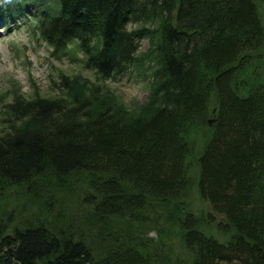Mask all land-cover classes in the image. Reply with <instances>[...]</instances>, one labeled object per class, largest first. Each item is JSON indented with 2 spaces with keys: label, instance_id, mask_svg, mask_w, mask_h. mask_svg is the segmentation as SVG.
<instances>
[{
  "label": "trees",
  "instance_id": "1",
  "mask_svg": "<svg viewBox=\"0 0 264 264\" xmlns=\"http://www.w3.org/2000/svg\"><path fill=\"white\" fill-rule=\"evenodd\" d=\"M262 1L0 0V21L26 19L56 56L75 46L101 80L153 61L150 102L127 116L92 84L74 94L82 83L63 74L69 99L36 91L3 104L0 191L41 201L59 183L86 190L73 216L53 197L46 221L0 214V264H167L174 237L186 254L177 264H264V77L249 76ZM143 39L151 47L139 54ZM195 155L196 192L224 218L225 240L191 209Z\"/></svg>",
  "mask_w": 264,
  "mask_h": 264
},
{
  "label": "rangeland",
  "instance_id": "2",
  "mask_svg": "<svg viewBox=\"0 0 264 264\" xmlns=\"http://www.w3.org/2000/svg\"><path fill=\"white\" fill-rule=\"evenodd\" d=\"M260 3V2H258ZM261 23L264 27V1L258 4ZM16 21H0V131L8 130V114L3 104L9 102L14 95H23L29 99L37 91L42 96H57L69 99L67 91L60 85V76L63 74L71 79H77L82 83L80 89L74 93L80 97L83 93H89L92 89L100 88V96L110 101L120 108L125 116L131 111H140L150 102L151 91V68L153 61L147 64L145 73L140 70L126 72L115 78L101 80L97 75L82 64V53L71 46V50L64 56L52 54V48L48 46L38 35L33 32V27L25 19L17 17ZM136 23L129 22L127 27L132 28ZM151 47L148 39H143L140 44L139 54L146 52ZM260 57L252 64L249 70L251 80L258 81L264 77V46L261 49ZM155 68V66H154ZM145 78V80L143 79ZM92 84L91 89L88 85ZM101 86V87H100ZM85 91V92H84ZM106 105V103L104 104ZM103 105V106H104ZM6 120V121H5ZM194 144L199 148L204 142L205 133L200 130L194 132ZM191 188L189 202L191 209L202 217H214L210 226H205L207 232L214 234L218 239L225 240L226 236L217 231V222L224 220L222 215L211 213L208 202L202 200L196 192L198 181V167L196 155L191 166ZM64 183L56 184L51 188L52 193L42 192L41 201L32 193L31 189H16L5 187V192L0 191V214L12 212L13 222L18 219L33 218L40 216L43 220H48V215L44 212L45 197H53L56 209L64 212L71 211L78 203L80 195L85 192V186L74 184L72 188L63 189ZM4 189V188H3ZM62 201V204L59 203ZM42 210L35 214L38 207ZM47 208V207H45ZM67 211H66V210ZM71 216L75 213L69 212ZM35 214V215H34ZM203 220V221H205ZM215 221V222H214ZM149 235L158 240L157 232L148 227ZM159 236H161L159 234ZM161 241L164 238L161 236ZM186 254L180 246L176 237L172 241V257L170 263L177 264L184 260Z\"/></svg>",
  "mask_w": 264,
  "mask_h": 264
},
{
  "label": "water",
  "instance_id": "3",
  "mask_svg": "<svg viewBox=\"0 0 264 264\" xmlns=\"http://www.w3.org/2000/svg\"><path fill=\"white\" fill-rule=\"evenodd\" d=\"M209 122H211V120Z\"/></svg>",
  "mask_w": 264,
  "mask_h": 264
}]
</instances>
